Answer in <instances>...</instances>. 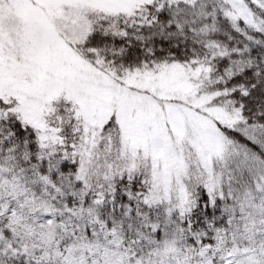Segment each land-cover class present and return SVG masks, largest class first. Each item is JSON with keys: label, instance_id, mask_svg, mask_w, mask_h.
I'll return each instance as SVG.
<instances>
[{"label": "snow or ice", "instance_id": "1", "mask_svg": "<svg viewBox=\"0 0 264 264\" xmlns=\"http://www.w3.org/2000/svg\"><path fill=\"white\" fill-rule=\"evenodd\" d=\"M0 264H264V0H0Z\"/></svg>", "mask_w": 264, "mask_h": 264}]
</instances>
